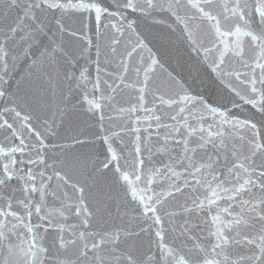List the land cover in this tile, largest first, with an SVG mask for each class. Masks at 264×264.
Returning <instances> with one entry per match:
<instances>
[{
  "label": "snow or ice",
  "instance_id": "obj_1",
  "mask_svg": "<svg viewBox=\"0 0 264 264\" xmlns=\"http://www.w3.org/2000/svg\"><path fill=\"white\" fill-rule=\"evenodd\" d=\"M0 264H264V0H0Z\"/></svg>",
  "mask_w": 264,
  "mask_h": 264
}]
</instances>
